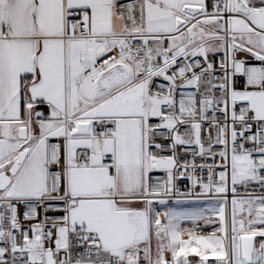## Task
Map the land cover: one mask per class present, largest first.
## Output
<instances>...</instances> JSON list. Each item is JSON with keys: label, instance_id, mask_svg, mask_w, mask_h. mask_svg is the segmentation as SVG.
Instances as JSON below:
<instances>
[{"label": "snow or ice", "instance_id": "6c2138e0", "mask_svg": "<svg viewBox=\"0 0 264 264\" xmlns=\"http://www.w3.org/2000/svg\"><path fill=\"white\" fill-rule=\"evenodd\" d=\"M0 264H264V0H0Z\"/></svg>", "mask_w": 264, "mask_h": 264}, {"label": "built area", "instance_id": "2783aa9c", "mask_svg": "<svg viewBox=\"0 0 264 264\" xmlns=\"http://www.w3.org/2000/svg\"><path fill=\"white\" fill-rule=\"evenodd\" d=\"M182 183H183V182H182ZM209 230H210V229H207V228L204 229L205 232H207V231H209Z\"/></svg>", "mask_w": 264, "mask_h": 264}]
</instances>
